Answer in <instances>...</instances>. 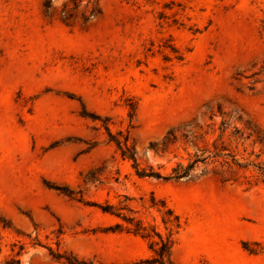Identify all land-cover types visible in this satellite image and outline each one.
I'll use <instances>...</instances> for the list:
<instances>
[{
  "label": "rangeland",
  "instance_id": "374dc122",
  "mask_svg": "<svg viewBox=\"0 0 264 264\" xmlns=\"http://www.w3.org/2000/svg\"><path fill=\"white\" fill-rule=\"evenodd\" d=\"M94 1L100 13L84 22ZM172 129L208 133L211 153L220 138L236 181L211 157L190 179L140 177L112 140L127 139L138 170L169 175L204 144L150 148ZM257 136L264 0H0V264H141L148 241L108 230L125 224L99 207L127 198L164 237L151 196L180 218L173 264H264Z\"/></svg>",
  "mask_w": 264,
  "mask_h": 264
},
{
  "label": "trees",
  "instance_id": "16d2710c",
  "mask_svg": "<svg viewBox=\"0 0 264 264\" xmlns=\"http://www.w3.org/2000/svg\"><path fill=\"white\" fill-rule=\"evenodd\" d=\"M73 8H67L64 7L62 11V17L64 20H69L71 17H73V11L78 6L76 1L72 2ZM92 6L91 10L89 11V15L86 16L83 14L82 18L84 22L88 21L89 16H95L100 13L99 8L97 7V2H91L90 4ZM86 116V115H83ZM219 116L221 118L219 130L220 134H223L229 123L226 119V116L224 113L218 112V115L211 114L210 120L213 117ZM239 121H242L240 118H238ZM246 129H248L251 133H255V130L249 126L247 122H245ZM179 134V135H178ZM187 135H191V138L194 140H201L203 142V146H197L194 145L196 149V153L192 156V160L190 159L188 164L186 166L183 165V163H177L176 166L171 169V172L169 175H162L159 172L154 171L153 169H150V171L146 172L145 170H138V164L135 158V153L133 151V148H130L127 146V139H124V144L122 146L121 142L117 139H112L115 144L119 147L122 153L123 158H127L133 162V167L136 170V174L140 177H148V178H155V179H162L164 181H179L181 179H190L192 176V173L194 171V168L197 166V164H205L207 163L208 159L211 157L213 158V162L217 163L220 167V173L222 174H228L230 178L225 179V181L233 180L236 181V178H233L236 174V172L233 170L234 168H240L241 165L237 162V160L232 155H223L221 151H218L216 148V143L220 140V138L216 139L212 143V147L214 149V152L211 153L210 150H208V145L206 142V138L209 135L208 133L201 134L197 137V132L188 131V132H179V130H170L167 132V134L162 138L161 141L155 143L154 145H150V148H157L158 146H162L163 148L168 147L170 145H174L178 138H187ZM109 136L112 137V135ZM264 139H257L255 140L258 143H262ZM188 143H191V140L188 136ZM210 154V156H207L205 154ZM221 159V160H220ZM259 176L264 177V171L262 169H259ZM128 199L124 198V200L120 201L117 205L112 204H106L105 206L99 207L100 210L105 213L109 214L111 216L116 217L117 219L121 220L123 222L122 225L120 223L115 224L113 227H109L108 230H111V232H123L137 235L141 237L142 239H145L148 241V248L153 253V257L149 260L142 261L141 264H173L171 259L172 249L174 245V236L178 233V231L181 228V222L178 215L174 213V211L170 208H167L163 201H155V198L151 196V205L150 208L156 209V211L161 216V222L164 225L165 230L167 231L166 235L163 237L161 233L153 226H149L144 224L141 220L134 217L133 211L131 208L128 207L126 201ZM5 227V225H3ZM246 249V247H245ZM19 255V254H18ZM16 255V256H18ZM54 259L57 260H63L66 264H85L84 262L78 261L73 256H67V255H60L56 254L53 256ZM19 259H11L8 261H5L4 264H19ZM92 264V263H90Z\"/></svg>",
  "mask_w": 264,
  "mask_h": 264
}]
</instances>
